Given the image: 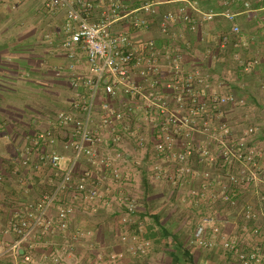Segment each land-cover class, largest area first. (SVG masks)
<instances>
[{
    "label": "built area",
    "instance_id": "1",
    "mask_svg": "<svg viewBox=\"0 0 264 264\" xmlns=\"http://www.w3.org/2000/svg\"><path fill=\"white\" fill-rule=\"evenodd\" d=\"M198 1L40 0L44 11L62 16L44 34L61 60L53 65L41 60L35 67L60 81L66 97L60 108L45 114L46 124L29 137L19 156L31 170L48 168L58 178L48 181L49 188L36 201L8 217L7 232L14 237L0 239V260L34 264L33 239L40 229L55 226L66 240L75 239L79 233L70 231V223L77 205L97 203L108 188L119 193L128 223L138 199L131 194L133 175L123 168L135 164L180 192L188 186L190 202L216 206L194 228V245L221 248L237 264H264L260 128L231 121L229 114L244 102L225 91L234 72L216 74L206 66L229 55L245 74L264 64V56L242 53L248 38L234 21L217 38L218 51L192 50L186 33L196 32L217 14L200 8ZM212 1L223 6L219 14L229 20L235 16L230 5L241 1L242 12L257 10L258 24L264 27V0L256 7L249 0ZM165 3L173 6L162 9ZM153 30L160 41L138 38ZM259 87L264 92V72ZM59 144L71 153L61 154ZM82 163L86 166L80 171ZM2 179L0 174V184ZM136 222L138 232L120 239L130 240L132 252L143 255L151 243ZM228 223L236 225L235 232L225 230ZM69 246L66 241L52 248L49 258L63 263Z\"/></svg>",
    "mask_w": 264,
    "mask_h": 264
},
{
    "label": "crops",
    "instance_id": "2",
    "mask_svg": "<svg viewBox=\"0 0 264 264\" xmlns=\"http://www.w3.org/2000/svg\"><path fill=\"white\" fill-rule=\"evenodd\" d=\"M249 1L253 7L261 5L258 0ZM198 4L200 8L213 9L217 14L212 20L202 23L196 32L186 33L184 40L190 44L192 50L198 54L208 47L218 51L217 38L227 33L234 21L240 26L242 37L248 38V49L242 53L264 56V27L258 24L257 10L242 12L241 1L232 3L230 9L235 16L233 20H229L219 14L223 10L220 3L199 0ZM171 6L173 5L165 3L161 8L168 9ZM61 19L62 16L58 13L51 14L44 11L40 0H0V174L3 178L0 184V239L2 240H10L14 237L12 232H7L8 217L13 210L21 208L25 203L36 201L41 193L49 188L48 181L50 179L55 181L58 178L48 168L36 172L31 170L29 165H23L19 151L29 137L46 124V113L26 117L27 114L32 113L28 112L30 107L27 103L23 106L24 99L28 102L23 93L26 91L24 87H31L33 83L41 85L43 77L49 75L45 69L35 67L39 61L43 60L53 65L61 60L60 51L54 48V44H48L44 38V32L51 30ZM138 38H154L160 41L159 33L154 30L145 32ZM206 66L216 74L234 72V77L225 91H231L243 99V104L238 108L246 110L251 107L253 111L256 106L260 108V120H249L248 123H254L260 128L257 137L264 152V92L259 87L264 64L258 65L250 73L242 74L235 68L231 57L225 55L222 59L208 61ZM52 81L56 80L52 78ZM40 87L37 86L38 89H41ZM17 99L20 101L17 102ZM57 149L64 155L71 153L61 144ZM85 166L86 164L82 163L78 168L81 171ZM126 167L123 169L130 170L133 175L131 194L138 199V206L132 218L148 220L145 231L146 237L153 242L151 252L148 250V255L146 253L144 257H140L142 255L133 253L130 248L127 249L130 246L129 238L128 242L120 239L123 234L136 233L138 228L135 223L123 221L126 213L119 205V193L115 189L108 188L104 190L103 197L97 203L77 205L70 223V231L79 233L75 239L71 240L68 237L66 240L65 234L55 226L51 230L37 231L33 239L34 264H55L49 258V251L52 248H61L66 241L70 246L61 264H177L178 258H184L183 264H196V262L197 264H237L236 259L221 248L206 249L192 243L194 228L204 215L216 210V206L212 207L205 202H190L188 186L180 192L164 182L159 185L151 182L149 172L135 164H127ZM220 211L223 212L222 209ZM49 215L54 221V209ZM187 226L192 229L188 231L183 244L178 245ZM235 226L228 223L225 230L235 232ZM240 231L241 229L237 228L236 232ZM247 242V247H250L251 239ZM0 264H10V261L3 259L0 260Z\"/></svg>",
    "mask_w": 264,
    "mask_h": 264
},
{
    "label": "rangeland",
    "instance_id": "3",
    "mask_svg": "<svg viewBox=\"0 0 264 264\" xmlns=\"http://www.w3.org/2000/svg\"><path fill=\"white\" fill-rule=\"evenodd\" d=\"M44 33H47V32H44ZM57 51H58V49H57ZM35 85L41 86L40 87L41 89H38L37 86L34 87ZM31 87L30 86L24 87V91L25 90L26 91H25V93H23L26 96V99L28 100V102L25 99L23 100V106L27 103V105L30 107V108H28V112L32 113L30 115L27 114L26 115L27 118L34 117L38 113H41V112L48 113L51 115L55 109L57 110L58 108L61 107V105H62L61 103H62L64 97H66V93H65L66 89L62 86L61 82L58 80L53 82L52 77L49 75L43 77V83H41V85H39L38 83L37 84L33 83V85H31ZM18 91H20V90H18ZM18 101H20V99H17V102ZM259 110H260V108L258 109L257 106H256L254 111L251 110V107L247 108L246 110L237 108L236 110H234L232 113L229 114V118L231 119L232 122L236 121L238 123H248L249 120L259 121L260 117H261V112ZM24 117H25V115H24ZM150 181L153 183H157L158 185L163 182V180L162 181L156 180V179H153L151 177H150ZM132 215L133 214L130 215V221L129 222L135 223V226H138V224L136 223V220L140 221V223H142V227H143V229H142L143 236L146 239H148L146 237V231H145V227L147 228L146 225H148V220L146 218H142V219L136 218V220H134L132 218ZM186 229H187L186 231H183L182 241H180L178 243V245L183 244V241L186 240L185 238H187L186 236L189 233L188 231L191 230L192 227L187 226ZM137 232H138V229H137ZM149 240L151 243L149 251L151 252L153 242L151 241V239H149ZM184 244H185V242H184ZM184 248L188 249L187 247H184ZM127 249H129V247ZM146 253L143 255H146ZM143 255L140 257H144ZM147 255H148V253H147ZM183 260H184V258H178L177 264H183ZM196 264H197V262H196Z\"/></svg>",
    "mask_w": 264,
    "mask_h": 264
},
{
    "label": "trees",
    "instance_id": "4",
    "mask_svg": "<svg viewBox=\"0 0 264 264\" xmlns=\"http://www.w3.org/2000/svg\"><path fill=\"white\" fill-rule=\"evenodd\" d=\"M41 113H43V112H41ZM43 114H45V113H43ZM187 254H188V252H187ZM174 264V263H173Z\"/></svg>",
    "mask_w": 264,
    "mask_h": 264
}]
</instances>
